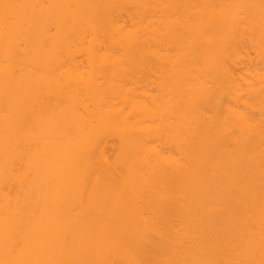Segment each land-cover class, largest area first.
<instances>
[{"label":"bare ground","instance_id":"obj_1","mask_svg":"<svg viewBox=\"0 0 264 264\" xmlns=\"http://www.w3.org/2000/svg\"><path fill=\"white\" fill-rule=\"evenodd\" d=\"M0 264H264V0H0Z\"/></svg>","mask_w":264,"mask_h":264}]
</instances>
